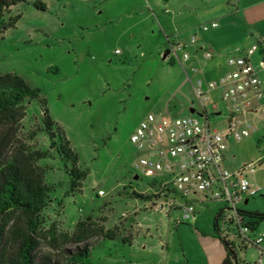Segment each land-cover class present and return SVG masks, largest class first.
<instances>
[{
    "label": "rangeland",
    "instance_id": "rangeland-1",
    "mask_svg": "<svg viewBox=\"0 0 264 264\" xmlns=\"http://www.w3.org/2000/svg\"><path fill=\"white\" fill-rule=\"evenodd\" d=\"M26 1L7 14L22 17L0 41V76L18 75L42 91L56 124L54 132L57 128L65 132L71 148L80 156L79 168L89 171L81 192L70 193L66 163L51 151V141L44 131L42 104L25 102L21 118L5 132L0 157L8 159L20 150H49L54 154V159L40 162L48 182L56 189L42 216V236L52 226L61 238L72 236L80 222L89 231L120 226L123 237L132 236L127 244L122 239L93 236L88 241L95 244L90 252L91 264H156L157 260L164 261L169 240L182 249L181 236L187 247L190 243L193 250L201 251L208 242L206 237L202 243L197 240L202 231L216 237L224 250L215 219L225 204H202L196 196L191 197L198 202L196 217L201 224L196 227L179 223L180 213L170 219L165 212L151 210L149 201L133 195L147 196L149 180L135 168L139 153L131 137L149 114L165 116L168 105L172 115L179 117L191 115L190 102L200 111L193 87L180 63L173 60V53L164 60L171 50L166 38L173 45L183 43L181 34L188 39H205L212 31L204 33L202 28L219 25V16H238L240 0H153L151 10L147 3L151 0H42L46 12L34 7L35 0ZM238 17L254 24L263 19L264 7L248 9ZM245 21L251 44L254 41L249 33L256 30ZM263 25L256 24V29ZM246 41L231 55L242 56ZM177 54L182 58V52ZM197 67L210 81L211 61ZM192 80L197 81V76ZM219 109L223 114L215 122L220 127L227 112ZM235 144L233 139L228 142L229 161L242 162L264 152L253 145L239 149ZM136 175L141 176L139 181L134 180ZM262 190L244 206L247 213L257 210L264 214V187ZM226 231L232 229L221 220L220 233ZM259 234H264V221L250 237ZM227 240L235 243L240 264H259L257 247L250 245L246 250L238 238L229 236ZM78 246L69 243L52 248L43 240L38 258L67 264V252L76 251Z\"/></svg>",
    "mask_w": 264,
    "mask_h": 264
},
{
    "label": "built area",
    "instance_id": "built-area-1",
    "mask_svg": "<svg viewBox=\"0 0 264 264\" xmlns=\"http://www.w3.org/2000/svg\"><path fill=\"white\" fill-rule=\"evenodd\" d=\"M218 26L212 23L202 30L207 32ZM170 49L174 61L181 63L177 51L183 53L184 61L190 59L181 44L172 45ZM260 52L257 44L245 56L230 58L228 65L233 70L215 81H208L201 69L193 67L190 73L197 76V81L186 73L187 82L193 87L200 111L190 102L189 111L194 114L179 117L172 115L168 105L165 116L149 114L140 123L131 143L139 153L135 168L149 180L146 194L151 210L165 212L170 219L180 213L179 223H192L198 202L191 197L196 196L202 204L221 202L225 204L221 220L232 229L222 236L238 238L244 248L257 247L263 257L264 234L254 239L250 237L251 227L244 209V203L261 191L249 179L259 163L248 164L234 172L223 166L228 140L240 142L258 131L248 115L253 99L264 97L263 83L252 63V58ZM204 57L210 59L211 55L207 53ZM217 90H221L220 102L213 101V93ZM220 107L226 110L227 116L219 127L215 121L223 114ZM140 179L139 175L134 177L135 181ZM259 264H263L262 258Z\"/></svg>",
    "mask_w": 264,
    "mask_h": 264
},
{
    "label": "trees",
    "instance_id": "trees-1",
    "mask_svg": "<svg viewBox=\"0 0 264 264\" xmlns=\"http://www.w3.org/2000/svg\"><path fill=\"white\" fill-rule=\"evenodd\" d=\"M26 2L0 0V41L4 40L8 30L16 28L22 17L20 14L7 17V14ZM34 7L42 12L48 10L42 0H35ZM258 44L264 56V42L258 41ZM27 101H39L42 104L44 131L51 141V151L66 163L69 192H81L82 183L88 177L89 171L79 168L80 156L71 148L65 132L60 128L54 132L56 124L49 115L47 101L42 97V91L33 88L15 74L0 76V154L7 137L5 132L11 130L21 118L22 106ZM51 151L20 150L8 159L0 157V264H61L52 258L39 260L38 252L43 240L48 241L52 248L69 243L79 245L76 251L67 252V264H91L90 252L95 244L92 245L88 241L93 236L110 241L122 239L126 244L132 242V236L123 237L120 226L108 230L100 227L89 231L84 222L77 225V230L72 236L61 238L55 226L48 230L46 236H42L44 224L42 216L49 207L56 189L48 182L47 171L40 166V162L54 159ZM68 165L71 168H68ZM133 195L142 200H149L148 196L136 192ZM246 214L251 232L255 233L264 221V214L259 212ZM221 216L222 211L215 219V230L226 254L223 264H240L235 243L229 242L220 233Z\"/></svg>",
    "mask_w": 264,
    "mask_h": 264
},
{
    "label": "crops",
    "instance_id": "crops-1",
    "mask_svg": "<svg viewBox=\"0 0 264 264\" xmlns=\"http://www.w3.org/2000/svg\"><path fill=\"white\" fill-rule=\"evenodd\" d=\"M147 3L149 9L151 10L155 2L151 0L148 1ZM254 7L263 9L264 0H240L238 16H241L242 14H244L245 11ZM238 16H230V15L223 17L219 16L220 19L219 26L217 28H211L209 31H212V33L203 40L195 39V42H192L193 39L192 37L188 39L184 34L179 35V39H181L183 43L178 42L176 45L181 44L185 48V52L188 53L190 56V59L188 61H184L181 58V63H180L183 69V73L186 76V80H187L186 73L190 74L191 78L196 76V75L192 76V74L190 73V70L193 67H197L198 64L203 62L208 63L209 61H211L213 66V71H211V73L209 74L210 80L212 81L218 80L219 78H221L222 76L233 70V68L228 65V59L232 57H236L231 55L233 50H235V48L243 45L245 40H247L246 41L247 45H245L242 53L243 54L242 56H245L248 50L251 49L252 46L258 44V41L264 42V25L262 28L256 29L257 28L256 24L258 23L264 24V17L260 21L251 24L247 20L246 21L248 23L242 17H238ZM214 20L215 19H212V22ZM244 21L245 23H247L248 26L255 27L254 30L256 31L252 30L251 33H249L251 36V40H253L254 43L249 44L250 38H248L247 36L248 33H246L245 31L246 24H244ZM189 28H191V25L188 26V29ZM242 38L244 39V41H242L243 40ZM166 40L170 44V48H171L173 44L170 43V39L166 38ZM207 53L211 55L210 59H205L204 56ZM252 63L257 69L258 77L263 83L262 90L264 91V56L261 54V52L260 54H256L252 58ZM202 71L205 77L206 74L204 70ZM220 98H221V90H217L216 92L213 93V101L220 102ZM248 118L253 122V124L257 126L258 131L247 139H244L240 142L235 141L236 144L234 145V147L237 148L239 147V149L240 148L245 149L248 146L253 145L258 147V149L261 148L264 149V97L260 100L253 99L252 109L250 111V114L248 115ZM229 150L230 147L228 145V149L225 155V161L223 164L224 168L229 171L234 172L246 166L247 164L259 163V168L254 174L249 176V179L252 184H254L255 186L261 189L259 193L261 194L263 191L262 188L264 187V152L260 155L256 154L251 159H246L242 162H235L233 160L232 161L228 160L227 153ZM249 202L250 199L244 203V206H248ZM250 211L259 212L257 210H250ZM200 224L201 222L197 219V217L192 222V225L196 227L199 226ZM181 229H179L180 233H181ZM211 235H212L211 233L207 234L202 231V233H200L196 237L197 240L200 241L201 243L205 239V237L206 239H208L207 240L208 242L206 244H203L204 246L201 251L193 250L192 249L193 244L191 245L190 243L187 247L186 245L187 243L183 241L182 236L180 237V241L182 242L181 245L182 249L180 248V250L175 242H171L169 240V243L166 246V256L164 261L157 260L156 264H223L226 254L218 244L217 238L214 236L212 237ZM248 247H246V250H248ZM262 247L264 249V244ZM261 258L264 264V256L263 257L261 256Z\"/></svg>",
    "mask_w": 264,
    "mask_h": 264
},
{
    "label": "water",
    "instance_id": "water-1",
    "mask_svg": "<svg viewBox=\"0 0 264 264\" xmlns=\"http://www.w3.org/2000/svg\"><path fill=\"white\" fill-rule=\"evenodd\" d=\"M171 54V50H168L164 55V60ZM191 114H194V111H191Z\"/></svg>",
    "mask_w": 264,
    "mask_h": 264
}]
</instances>
